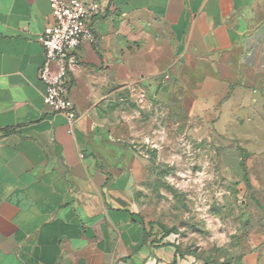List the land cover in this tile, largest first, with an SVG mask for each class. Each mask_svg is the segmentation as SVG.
I'll return each instance as SVG.
<instances>
[{
    "label": "crops",
    "instance_id": "1",
    "mask_svg": "<svg viewBox=\"0 0 264 264\" xmlns=\"http://www.w3.org/2000/svg\"><path fill=\"white\" fill-rule=\"evenodd\" d=\"M95 1L94 40L66 77L68 133L39 78L50 0H0V264H208L135 213L142 162L125 143L127 104H177L262 174L264 0ZM252 192L263 209L261 181ZM230 264H264V236Z\"/></svg>",
    "mask_w": 264,
    "mask_h": 264
},
{
    "label": "rangeland",
    "instance_id": "2",
    "mask_svg": "<svg viewBox=\"0 0 264 264\" xmlns=\"http://www.w3.org/2000/svg\"><path fill=\"white\" fill-rule=\"evenodd\" d=\"M127 105L125 143L142 162L135 213L205 263L242 260L264 236V208L251 199L258 181L264 187L258 159L235 141L217 139L211 127L198 134L177 104L170 112Z\"/></svg>",
    "mask_w": 264,
    "mask_h": 264
},
{
    "label": "built area",
    "instance_id": "3",
    "mask_svg": "<svg viewBox=\"0 0 264 264\" xmlns=\"http://www.w3.org/2000/svg\"><path fill=\"white\" fill-rule=\"evenodd\" d=\"M50 3L53 23L39 38L45 54L39 78L45 86L46 106L65 116L68 133H72L78 115L66 77L76 67L75 54L80 46L94 40L92 21L100 14L101 6L95 0H50ZM168 80L169 75H164L163 81Z\"/></svg>",
    "mask_w": 264,
    "mask_h": 264
},
{
    "label": "trees",
    "instance_id": "4",
    "mask_svg": "<svg viewBox=\"0 0 264 264\" xmlns=\"http://www.w3.org/2000/svg\"><path fill=\"white\" fill-rule=\"evenodd\" d=\"M245 184H246L247 186H249V184H248V179H247V178H245Z\"/></svg>",
    "mask_w": 264,
    "mask_h": 264
}]
</instances>
